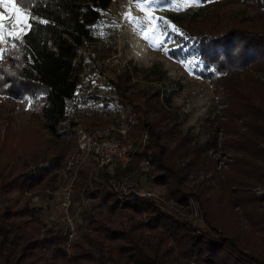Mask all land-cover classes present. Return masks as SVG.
<instances>
[{"label": "trees", "instance_id": "1", "mask_svg": "<svg viewBox=\"0 0 264 264\" xmlns=\"http://www.w3.org/2000/svg\"><path fill=\"white\" fill-rule=\"evenodd\" d=\"M13 1L26 13L28 27L13 38L11 48L0 42L9 61L0 63V95H39L41 101L31 114L35 124L15 123L8 116L3 126L0 264H264V83L254 73L264 75V0H210L214 5L205 15L211 27L197 28L185 38L181 32L190 31L186 25L171 32L185 46L167 53L196 55L197 74L216 85L224 105V120L214 115L211 134L201 143L168 127L162 108L168 96L128 89L127 73L117 78L106 74L124 112L131 160L122 168L97 166L91 159L79 164L73 192L90 204L79 212L83 226L77 225L74 238L68 236V225L46 227L30 197L52 178L73 139L69 125L61 124L67 100L107 104L109 96L91 90V80L82 81L79 53L110 0ZM232 2L242 7L234 12L222 9ZM170 15L176 20V14ZM240 73L251 85L232 80ZM114 116L104 110L80 120L86 126H102ZM142 132L147 141L140 149ZM216 146L231 156L226 172H210L209 166L207 176L185 184L198 152ZM142 157L151 164L144 175L162 190L161 200L114 189L119 177L146 172L133 175ZM253 186H261L262 192L250 193ZM188 195L199 204L202 224L162 204V199L172 198L185 206ZM231 222L240 224L235 228ZM243 229L253 237L237 239Z\"/></svg>", "mask_w": 264, "mask_h": 264}, {"label": "rangeland", "instance_id": "2", "mask_svg": "<svg viewBox=\"0 0 264 264\" xmlns=\"http://www.w3.org/2000/svg\"><path fill=\"white\" fill-rule=\"evenodd\" d=\"M11 2L16 8H19L15 1L11 0ZM213 5L210 0H154L147 6L143 3H137L136 0H110L108 8L101 12L91 37L81 47L79 58L82 61L80 72L82 81L95 80L100 69H103L110 78H117V75L126 77L127 73L126 85L128 84V89L144 90L147 94L151 90H156L159 97L162 94L168 96V98L162 99V108L165 111L164 121L169 124V128L172 126L190 142L196 144L203 142L211 134L214 115H218L224 120L221 112L224 106L223 102L219 101L216 95V85L197 74L200 61L196 55L185 54L172 57L167 52L185 46L181 41H176L171 33L180 32L179 26L184 27L186 25L190 30L189 32H181L184 38L188 34L196 33L197 28L204 30L211 27L212 20H206V15L213 8ZM240 7H242L241 4L232 2L222 9L227 12H234ZM247 10L249 13L253 11L250 7H247ZM0 13L6 17L10 15L3 3H0ZM21 13L24 17L23 22L14 25L11 21H6L5 29L7 31L0 30L2 47L11 48L13 38H19L27 29V15L22 10ZM129 13L131 17H139L140 19L135 23H129V20L125 18ZM170 14H176V20H173ZM149 15L156 19L149 20ZM153 28L156 29L155 33L152 31ZM143 31H147V38L142 34ZM9 32L12 34L9 35ZM154 37H158L164 43L157 45L153 42ZM105 58H110V65L105 66ZM0 63L9 64V61L2 54L1 47ZM254 73L260 82L264 83V75L260 71H254ZM233 79L240 86L244 83L246 85V82L251 85L249 80L245 82L243 73L232 77ZM252 89L259 90L260 87L253 86ZM96 93L100 96H109V99H106V105H102L100 100L82 102L79 99H69L66 102V121L77 118V121L83 125L80 120L82 117L85 118L91 114H103L104 110L112 111L115 115L113 121H115L116 109L112 101L115 98V93L112 88L110 91L100 88ZM260 97L261 101L264 102V97ZM40 101L39 95L24 96L20 99L0 95V139L8 116L15 123L35 124L37 121L32 118L31 114ZM109 101H111L112 106ZM120 109L123 112V109ZM110 122L108 121L102 126H106ZM218 136L220 139L221 136ZM70 141L60 166L52 178L50 177V180L44 181L34 190L30 202L40 207V216L46 227L60 225L66 227L68 225L74 238L76 227L81 224L79 212L90 203L81 196H75L73 192V184L77 177L79 165L75 161L67 164L70 156L73 157L74 154L73 139L70 138ZM197 155V162L193 160L190 165L188 164V179L185 183L187 185L191 181L207 176L209 166L212 167L210 172L218 170L219 174L222 175L228 169V163L231 164L229 162L231 156L222 152L217 146L214 149H206L204 153L203 151L198 152ZM198 159L202 164L198 163ZM186 160L182 159V162L186 164ZM203 166H207L208 169L205 170ZM93 168H96V165H93ZM139 171L137 168L133 175ZM147 171L134 177L138 182V187L149 189L158 200H161L162 190L151 184L149 177L144 175ZM262 190L261 186H253L248 189L252 194L260 193ZM65 192H67L69 205L64 211L59 206V201ZM186 202L184 206L172 198L162 199V204L166 206V209L172 207L189 217L193 224H202L199 204L196 199L188 195ZM244 214L243 212L242 215ZM231 223L235 228L240 224L239 222ZM252 237L253 234L250 231L243 229L236 238L249 240Z\"/></svg>", "mask_w": 264, "mask_h": 264}, {"label": "built area", "instance_id": "3", "mask_svg": "<svg viewBox=\"0 0 264 264\" xmlns=\"http://www.w3.org/2000/svg\"><path fill=\"white\" fill-rule=\"evenodd\" d=\"M105 66L110 65V58H105ZM89 88L91 90H109L112 88L111 83L106 77V72L97 76L95 80L90 82ZM116 109V120L111 121L106 126H84L81 125L77 118H71V124L64 119L61 124L70 127L73 137V157L70 156V160L67 164H71L73 161L79 164H85L88 160H93L97 166L106 165L107 167H124L131 160L132 144L126 141L127 129L126 121L123 116L121 107L117 104L115 99H112ZM147 141L146 132L140 134L138 145L142 149ZM151 164L146 157H142L137 162V168L141 172L149 170ZM114 189L122 192L133 191L139 195H145L155 197V195L149 189H143L138 187V182L134 176L125 175L116 179L113 183ZM59 206L65 211L69 205L67 192H65L63 198L59 201ZM71 237V233L68 234Z\"/></svg>", "mask_w": 264, "mask_h": 264}, {"label": "snow or ice", "instance_id": "4", "mask_svg": "<svg viewBox=\"0 0 264 264\" xmlns=\"http://www.w3.org/2000/svg\"><path fill=\"white\" fill-rule=\"evenodd\" d=\"M136 2L137 3H143L147 6L151 3H153L154 0H136ZM0 3H3L5 5V7L10 12V15L7 17L4 16L3 13H0V30L7 31L5 29V22L6 21H11L14 25L19 24V23L24 21V17L21 13V10L19 8H16L14 6V4H12L11 0H0ZM125 18L129 20V23H135L136 21H138L140 19L139 17H131L130 13L127 14ZM33 19L35 21V18H33ZM152 19H156V18L149 15V20H152ZM44 22L47 23V21H44ZM173 30H175V29H173ZM152 31H153V33H155L156 29L153 28ZM8 34L11 35L12 33L9 32ZM142 34L147 38V36H148L147 31H143ZM153 42L156 43L157 45H162L164 43V41L160 40L158 37H154ZM181 63H184V62L181 61Z\"/></svg>", "mask_w": 264, "mask_h": 264}]
</instances>
